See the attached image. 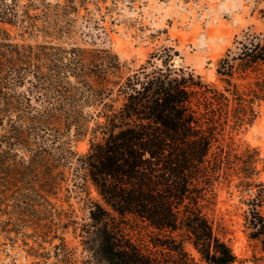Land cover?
<instances>
[{"label":"trees","instance_id":"obj_1","mask_svg":"<svg viewBox=\"0 0 264 264\" xmlns=\"http://www.w3.org/2000/svg\"><path fill=\"white\" fill-rule=\"evenodd\" d=\"M21 1L0 0L1 230L24 229L29 264L234 262L209 200L230 167L248 189L258 173L257 146L235 168L217 142L229 122L251 124L264 101V35L247 33L217 59L223 87L175 66L170 48L160 66L122 75L117 52L70 41L93 36L77 27L83 0ZM87 133L79 153L72 138ZM72 196L84 201L80 220ZM254 198L249 235L264 255V189Z\"/></svg>","mask_w":264,"mask_h":264},{"label":"rangeland","instance_id":"obj_2","mask_svg":"<svg viewBox=\"0 0 264 264\" xmlns=\"http://www.w3.org/2000/svg\"><path fill=\"white\" fill-rule=\"evenodd\" d=\"M83 3L78 11L77 27L93 36L77 34L70 41L81 45L95 43L117 52L124 63L122 75L146 65L149 60L160 66L164 50L170 48L175 66L192 69L205 80L223 87L224 82L215 70L217 59L228 47L236 51V39H244L247 33L264 35V0H83ZM259 72L263 74L264 65L258 68ZM254 76L251 73L242 79L235 74L234 80L242 85ZM257 109L251 124H226L217 142L231 149L235 168L242 164L234 159L236 155L249 154L247 148L252 146L260 149L256 162L258 173L252 175V188L241 185L230 167V178L218 181L215 195L209 200L208 214L213 230L236 255L230 264H264L260 241L249 235L251 227L247 217L249 203L258 202L254 197L264 189V101ZM89 136L87 133L84 137L72 138L73 148L79 153L86 152ZM89 192L91 197L98 198L93 185ZM69 202L79 220L86 216L81 198L72 196ZM63 205L68 207L66 202ZM258 208L264 214V198ZM1 228L0 223V264H29L31 258L26 256L22 242L24 229L7 233ZM186 247L197 255L190 243Z\"/></svg>","mask_w":264,"mask_h":264},{"label":"water","instance_id":"obj_3","mask_svg":"<svg viewBox=\"0 0 264 264\" xmlns=\"http://www.w3.org/2000/svg\"><path fill=\"white\" fill-rule=\"evenodd\" d=\"M175 61H178V59H175Z\"/></svg>","mask_w":264,"mask_h":264},{"label":"bare ground","instance_id":"obj_4","mask_svg":"<svg viewBox=\"0 0 264 264\" xmlns=\"http://www.w3.org/2000/svg\"><path fill=\"white\" fill-rule=\"evenodd\" d=\"M179 60V59H178Z\"/></svg>","mask_w":264,"mask_h":264}]
</instances>
